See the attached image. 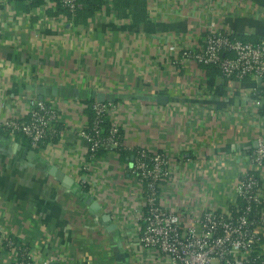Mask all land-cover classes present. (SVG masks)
I'll return each mask as SVG.
<instances>
[{
  "label": "crops",
  "instance_id": "1",
  "mask_svg": "<svg viewBox=\"0 0 264 264\" xmlns=\"http://www.w3.org/2000/svg\"><path fill=\"white\" fill-rule=\"evenodd\" d=\"M145 1L148 20L138 28L113 12L94 15L83 26L68 16L61 24L41 14L9 21L0 11V117H26L31 99L49 100L59 113L57 135L36 151L0 133V232L27 244L37 262L148 260L126 244L131 224L126 234L110 226L113 215L139 203L126 162L110 152L87 160L84 103L95 102L93 92L112 104L125 148L162 150L184 160L177 176L185 178L181 186L195 208L232 202L237 177L248 168L244 155L256 147L257 132H264V103L258 116L250 113L264 98V83L209 77L193 66L172 71L177 53L167 49L198 47L211 24L240 38L264 39V0ZM202 86L213 93L211 105L232 113L220 119L202 109L195 93ZM160 96L168 102L160 104ZM26 151L33 153L29 160ZM58 173L71 180L68 188ZM257 176L264 195V167ZM81 179H91L97 199L87 201ZM94 203L99 209L91 208ZM12 262L0 244V264Z\"/></svg>",
  "mask_w": 264,
  "mask_h": 264
},
{
  "label": "built area",
  "instance_id": "2",
  "mask_svg": "<svg viewBox=\"0 0 264 264\" xmlns=\"http://www.w3.org/2000/svg\"><path fill=\"white\" fill-rule=\"evenodd\" d=\"M212 3L217 4L218 0H212ZM80 8V0H42L40 6L18 12L12 0H0V11L8 13L9 21V16L16 19L14 15H18L16 22L19 18L29 21L40 14L48 18V14L62 10L65 13H58L55 21L65 24L66 13L72 16ZM101 10L95 15L106 13L104 7ZM167 49L177 53V58L169 64L172 71L190 66L197 69L213 66L225 80L264 83V39L245 41L211 24L198 47L169 45ZM199 89L200 93L196 89L195 93L204 101L201 108L209 111L211 116L222 119L232 113L231 109L215 108L208 102L213 93L205 92L204 86ZM248 98V95L243 96V99ZM263 103L264 98L260 97L251 108L253 111H248L258 116L257 109ZM27 105L26 117H0V130L11 138L21 134L36 151L57 135L59 113L49 100L31 99ZM112 108V104L94 102L91 106L93 119L82 138L87 143L89 161L96 159L95 153L100 149L114 155L120 148L133 153L126 167L129 180L138 191L139 203L120 217L112 216L115 227L123 233L128 231L129 224L132 225V235L125 238L126 244L131 249L142 250L148 257L146 264H264V195L257 176L264 167V132H257L256 147L244 155L248 168L237 177L232 202L195 208L188 200L187 188L181 186L186 184L185 178L180 181L177 176L184 160L162 150L149 152L125 148L120 126L112 121ZM105 119L110 122V127L107 134L102 135L101 125ZM81 170H87L86 163ZM90 181L81 179L80 183L87 186V199H97L99 192ZM0 244L13 258L12 264H50L35 261L29 247L19 246L13 237L3 232H0Z\"/></svg>",
  "mask_w": 264,
  "mask_h": 264
},
{
  "label": "trees",
  "instance_id": "3",
  "mask_svg": "<svg viewBox=\"0 0 264 264\" xmlns=\"http://www.w3.org/2000/svg\"><path fill=\"white\" fill-rule=\"evenodd\" d=\"M15 4V10L18 12H27L32 8L38 7L42 4V0H12ZM28 1V3H25ZM81 8L76 11L74 15H69L66 13V16L72 21L74 25H86L87 21L92 19L93 16L100 11L103 7L106 9L107 13L113 12V14L118 19H127L130 21L131 25L138 28L141 25L147 23V2L145 0H80ZM64 12L59 10L58 13ZM58 13L48 14L50 18L56 19ZM65 13V12H64ZM239 37V36H238ZM240 38V37H239ZM245 41L252 40L256 42L258 39L255 37L249 38H240ZM207 73V76L211 77L213 75L219 74L218 70L213 66H203L201 67ZM94 101L86 102V112L88 115V125L93 119V112L91 110V106ZM105 104H110L105 102ZM110 127V122L105 119V121L101 125V129L103 134L106 135ZM0 133L4 135L6 138H9V134L5 131L0 130ZM121 136L123 135L120 131ZM16 141H21L24 145L29 146V142L26 138H24L21 134H17L14 136ZM103 153H106L104 150L100 149L95 153V157H100ZM116 156L122 162H126L128 159H131L133 153L129 152L124 148L118 149L116 152ZM83 195H86L87 189L83 187L82 189ZM16 241V240H15ZM18 245L21 247H29L25 243L18 242Z\"/></svg>",
  "mask_w": 264,
  "mask_h": 264
},
{
  "label": "water",
  "instance_id": "4",
  "mask_svg": "<svg viewBox=\"0 0 264 264\" xmlns=\"http://www.w3.org/2000/svg\"><path fill=\"white\" fill-rule=\"evenodd\" d=\"M91 96H92L91 98H92L93 100H95V102H97V103H105V100H106V99H105V97H104L103 94L93 92ZM159 102H160V104H166V103L168 102V98L165 97V96H163V97L160 96V97H159ZM26 154H27V159L29 160V157H30L33 153H32V152H27V151H26ZM56 176H57L58 178H60V179L63 181V185H64L66 188L69 187V185H70V183H71V180H70V179H68L67 177H65V176L62 175L61 173H58ZM87 201H88V202H91V198H88ZM91 208L94 209V210H97V208L99 209V206H98L97 203H94V204L91 206ZM102 220L105 221V222H108V221H109V216H108V215H105L104 217H102ZM110 226H112V228H114V229L116 228L114 225H110Z\"/></svg>",
  "mask_w": 264,
  "mask_h": 264
}]
</instances>
